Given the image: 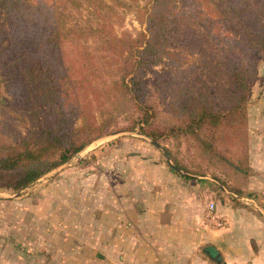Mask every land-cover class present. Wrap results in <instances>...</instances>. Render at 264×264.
Segmentation results:
<instances>
[{
    "label": "trees",
    "instance_id": "obj_1",
    "mask_svg": "<svg viewBox=\"0 0 264 264\" xmlns=\"http://www.w3.org/2000/svg\"><path fill=\"white\" fill-rule=\"evenodd\" d=\"M75 1L69 0L71 3ZM86 1L95 11H100L103 6L101 0ZM251 5L264 8V0H233L231 6L233 15L240 16L246 23L247 31L233 30V34L223 32L212 38L214 43L225 44L221 60L230 70L233 80L226 107H220L211 93H196L188 101L186 94L192 93V89L169 84L172 106L184 112V121L179 126L167 128L166 134L153 127L156 111L151 104L145 70L164 59L175 65L187 60L175 32L181 20L200 19V16L209 19L212 16L205 8L204 0H153L147 14L145 33L124 38L106 34L113 40L111 51L120 65L118 72L121 76L116 87L125 90L134 104L136 117L130 131L138 128L141 135L159 142L164 136L174 134H188L200 139L199 132L205 126L215 134L233 131L236 136L248 129L250 84L257 78L258 63L264 61V25L258 16L249 12ZM0 8L7 15L1 26L12 30L9 33L10 47L15 49L22 67L15 68L11 61V66H8L9 63H3L7 59H1L2 82L7 93L21 101L22 108H16V113L25 115L34 127L19 145L0 153V188L17 194L68 164L93 142L113 133L110 120L100 123L97 119L93 102L98 99V93L90 79L91 61H86L78 52L81 39L91 35L102 38L101 30L104 31L107 25L89 28L88 32L92 33L86 37L82 36L85 29L77 30V38H72L71 34L76 32L63 28L64 13L57 7L52 10L31 0H0ZM185 41L188 44L184 45H192L191 49L196 47L197 51H202L194 38H185ZM176 48L181 53L174 51ZM23 60L27 63L25 67ZM47 83H53L50 87L54 92H47L52 95V100L38 94L41 90L36 85ZM180 102L184 103L182 108ZM46 103L52 104L51 109L44 108ZM226 136L230 135L227 133ZM245 150L246 166L231 162L226 156H222V160L246 174L249 170L248 140ZM216 181L230 189L220 178L216 177ZM229 191L236 193L232 189Z\"/></svg>",
    "mask_w": 264,
    "mask_h": 264
},
{
    "label": "crops",
    "instance_id": "obj_2",
    "mask_svg": "<svg viewBox=\"0 0 264 264\" xmlns=\"http://www.w3.org/2000/svg\"><path fill=\"white\" fill-rule=\"evenodd\" d=\"M260 74L248 105L244 197L179 175L156 152L127 157L111 147L97 164L78 156L77 174L65 176L73 183L44 181L50 173L12 192L16 236L0 244L18 264H264V65ZM211 204L223 228L207 223Z\"/></svg>",
    "mask_w": 264,
    "mask_h": 264
},
{
    "label": "rangeland",
    "instance_id": "obj_3",
    "mask_svg": "<svg viewBox=\"0 0 264 264\" xmlns=\"http://www.w3.org/2000/svg\"><path fill=\"white\" fill-rule=\"evenodd\" d=\"M31 1L41 7L45 6L52 10L57 7L63 11V28H71L76 32L71 34L72 38H77V30L85 29L82 36L86 37L89 32L92 33L91 31L88 32L89 28H95L99 24L107 25L104 31L101 30L103 33L102 38H96L95 35L91 37V35L85 40L81 39L78 52L83 55L86 61H91L89 66L90 79L92 86L98 93V99H94L93 102L97 119L100 123L104 120H110V130L113 133L93 142L68 164L45 177L44 181L49 176H53L52 184L59 183L64 179L68 180L69 183H73L72 179L69 180V177L65 176L77 174L78 156L86 155L89 161L97 164L100 157L106 156L105 150H111V147H119L117 151L125 149L124 152L127 157L143 152V155L140 156L147 158L153 156V152H156V156L160 157L163 162L170 166L172 171L177 172L179 175L194 181L212 184H215L216 177H218L226 183V186L234 192L236 191L238 196L244 197L246 192L243 185L246 174L226 165L222 160V156H226L231 162L243 163L246 166L244 160L248 129L240 136H236L233 131L215 134L213 130L205 126L199 132L200 139L188 134H174L170 137L164 136L159 142L141 135L138 128L135 131H130L136 117L134 104L125 90H118L116 87V83L119 82L121 76V73L118 72L120 65L117 57L111 51L112 46L110 43H113V40L108 38L106 34H114L117 38H124L126 36L137 37L145 33L147 14L153 0H101L103 6H101L100 11H95L86 0H76L72 3L69 0ZM204 2L205 8L212 16L209 19L200 16V19L181 20L175 32L177 41L184 48L182 53L187 60L183 61L182 64L175 65L164 59L160 64L145 70V81L148 85L151 104L156 111L153 127H158L165 134L167 128L179 126L184 121L182 116L184 112L172 106L173 100L168 90L169 84L177 86L180 84L192 89V93L188 92L186 94L188 101L194 98L196 93L199 95L211 93L217 104L222 108L226 107L228 94L233 89L231 72L226 69V64L221 60L225 44L214 43L212 38L214 36L218 37L223 32L233 34V30L244 33L248 28L240 16L233 15V9H231L233 0H204ZM249 12L258 16L261 25H264V8L251 5ZM6 16V12L0 8V62L1 59L6 58L7 60L3 63L11 61L10 63L15 68L21 69L15 49L10 47L9 33L12 30H7V27L1 26ZM209 30H211L210 33ZM185 38L192 40L194 38L200 44L202 51H197L196 47L191 49L190 46L192 45H184L185 43L188 44ZM224 39L221 38V40ZM174 51L181 53L177 48ZM76 53L75 50L74 54ZM10 63L8 66H11ZM26 65V60H23V66ZM261 65H264V61H260L257 65V78L260 77ZM1 74L0 72V153L19 145L34 128L25 115L16 113V108H22L21 101L7 93ZM41 78H39V81H41ZM255 80L250 84L249 99L251 86ZM51 81L54 82V80ZM52 84L36 85L42 91L38 94L43 95L45 99L47 96L51 99L52 95H48L47 92L49 90L54 92L50 87ZM16 90H18L17 87ZM26 105L27 103L24 104V106ZM60 106H62V103H60ZM179 106L182 108L184 103L180 102ZM51 107L52 104L46 103L44 108L51 109ZM29 113L30 111L27 112V114ZM80 124L81 120L78 121V125ZM227 133L230 135L229 137L226 136ZM153 142L159 144L161 148H158ZM101 151L103 153H100ZM164 151L168 154L170 160L166 158ZM101 166L98 165L97 167L100 168ZM174 167L190 176L178 172ZM247 169L249 168L247 167ZM212 184L210 190L214 188ZM11 195L12 191L0 188V237L7 239L10 236H16V234L11 233L9 223L11 211H13L10 209L8 199L11 198ZM232 201L234 207L241 205L234 195ZM67 247L69 246L67 245ZM8 248L9 245L3 246V244H0V253H2L0 254V264H18L15 256H11ZM22 262L25 261H19V264Z\"/></svg>",
    "mask_w": 264,
    "mask_h": 264
},
{
    "label": "built area",
    "instance_id": "obj_4",
    "mask_svg": "<svg viewBox=\"0 0 264 264\" xmlns=\"http://www.w3.org/2000/svg\"><path fill=\"white\" fill-rule=\"evenodd\" d=\"M206 221L208 224H211L215 226L216 228H223L225 225L223 220L218 216L215 204H211L208 207V210L206 212Z\"/></svg>",
    "mask_w": 264,
    "mask_h": 264
},
{
    "label": "water",
    "instance_id": "obj_5",
    "mask_svg": "<svg viewBox=\"0 0 264 264\" xmlns=\"http://www.w3.org/2000/svg\"><path fill=\"white\" fill-rule=\"evenodd\" d=\"M259 76H261V74H259ZM158 148H161L160 147V145L159 144H157L156 142H153ZM164 153H165V156H166V158L168 159V160H170V158H169V156H168V154L164 151ZM175 168V167H174ZM178 172H181V170H179L178 168H175ZM181 173H183V172H181ZM184 175H188V174H186V173H183ZM188 176H190V175H188ZM219 183V182H218Z\"/></svg>",
    "mask_w": 264,
    "mask_h": 264
}]
</instances>
